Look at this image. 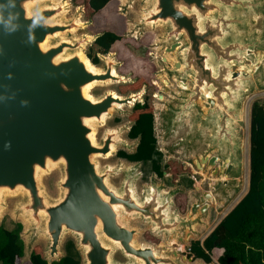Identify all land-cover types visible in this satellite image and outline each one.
Listing matches in <instances>:
<instances>
[{
  "label": "water",
  "instance_id": "95a60500",
  "mask_svg": "<svg viewBox=\"0 0 264 264\" xmlns=\"http://www.w3.org/2000/svg\"><path fill=\"white\" fill-rule=\"evenodd\" d=\"M120 1L122 15L142 5L134 35L162 30L157 79L170 99L155 94L164 109L154 116L163 138L174 140L168 154L194 157L187 163L199 179L192 201L182 215L175 203L182 188L170 190L153 176L139 191L142 162L101 169L96 161L116 155L117 147L136 153L139 139L120 138L133 121L107 131L100 143L96 134L113 114L131 117L144 105L147 86L127 95L91 94L138 79L119 73L115 53L99 55L98 66L90 61L85 51L102 34L81 33L93 25L82 20L85 9L69 17L68 0H0V218L7 197L21 196L16 214L29 224V259L44 239L48 264L60 262L70 234L85 264H194L183 255L185 245L201 236L213 207L236 202L235 208L248 193L243 130L250 97L264 91V0ZM55 169L60 193L51 198L43 177ZM115 176H122L119 188L111 184ZM205 184L209 190L201 192ZM134 220L161 242H140Z\"/></svg>",
  "mask_w": 264,
  "mask_h": 264
},
{
  "label": "trees",
  "instance_id": "16d2710c",
  "mask_svg": "<svg viewBox=\"0 0 264 264\" xmlns=\"http://www.w3.org/2000/svg\"><path fill=\"white\" fill-rule=\"evenodd\" d=\"M84 4L88 19L93 25L88 28L92 35L102 37L89 48L87 57L94 65H100L99 55L117 53L123 66L120 72L133 74L138 81L133 85L120 86L122 95L140 91L147 86L145 104H138L132 111L130 120L135 122L128 136L140 140L135 154L119 151L118 157L131 163L152 162V171L159 178L165 173L174 179L185 173L177 163L162 167L155 157L158 154V139L155 132L154 95L158 92L155 80V65L149 58H136L129 45L136 49L143 46L135 40H127L128 21L120 13V0H77ZM182 202H179V205ZM184 209V206H182ZM24 226L14 229L0 226V264H48L42 247L33 249L30 259L24 262L26 245L22 238ZM147 239H155L147 234ZM219 251L218 264H264V105L254 103L250 112V178L249 190L239 204L215 227L203 242L191 244L190 253L206 264L213 263L212 255ZM53 264H82V257L71 253Z\"/></svg>",
  "mask_w": 264,
  "mask_h": 264
},
{
  "label": "rangeland",
  "instance_id": "374dc122",
  "mask_svg": "<svg viewBox=\"0 0 264 264\" xmlns=\"http://www.w3.org/2000/svg\"><path fill=\"white\" fill-rule=\"evenodd\" d=\"M58 1H60V0H58ZM68 1H69L70 6H71V11H70L69 17H72L75 14V12L77 10H79L80 8L85 9V5L77 3V0H68ZM141 7H142V5L140 3H137V5L135 6L134 9L129 10L127 13H125L126 15H123L127 18V21H128V31L126 34V39L127 40H135L136 42L141 43V45L143 46L140 49H136L133 46L129 45L133 55L136 58H146L147 57L155 65L156 72H155L154 84L157 86L158 91L161 92L163 85L157 79V76H158L159 72L161 71V67L159 66L161 53L157 49V42H158V37L162 34V30L161 29L156 30V29L149 28L144 32V34H142L140 36H136L133 34L132 23L136 22L140 19ZM82 20L83 21L89 20L87 18V15H86V10H85V14H83V16H82ZM81 33L90 34V32L88 31L87 28ZM88 51H89V48H87V50L85 51L86 55H87ZM115 54H116L117 61L120 62L123 66L124 65L123 61H121L119 59L117 53H115ZM121 68H119V70H118L119 73H121L120 72ZM119 88H120L119 85H115V86L107 87V88L96 87L91 91V94L94 97H100L107 90H114L117 93H120ZM161 94H163L166 99H170L168 94H165L163 92H161ZM257 102L260 103L261 105H264V91H259V92L255 93L249 99L248 123H247V126L243 130V135L247 139L248 154H250V112H251L252 105L254 103H257ZM163 109H164V103L158 101L154 95V114L156 115L157 113H159ZM130 112L128 111V113L126 112L125 114L115 113V114H113V116L110 119H108L106 121V123L103 126H99L97 128V134H96L97 142L100 143L102 141V139L105 136V133L107 131L118 130V129H121L125 126H132L131 125L132 121L130 120ZM160 127H161L160 126V119L158 120V116H157V120H155V132H156V137L158 139V154L156 155L155 160L162 167H164L165 165H167L170 162L177 163L184 168L185 173L180 175L178 177V179H176V180L174 179L172 174H169V173H166V175H164V178H159L152 171V162L143 163V165L140 169V173L142 176L138 182V189H139V191H141L144 188V186L149 185L151 182V178L153 176H156L157 181L159 183H164L166 185V187L170 190H176V189L180 188L181 186L182 187L185 186V188L183 189L184 192L180 193L179 195L176 196L175 203H176V208H178L180 210V213L182 215H186V213L188 211V207L190 206V203L192 201V195H193L192 191L195 190L194 186L197 184V180L199 181L198 178H195L192 175L191 169H187V163L191 164L194 157L193 156L184 157L182 151H178V152H175V153L169 155L168 154V148L172 146V143L174 142V140H171L169 142L166 141L162 136V132L160 130ZM184 135H185V132L181 131L179 138H181ZM120 138L128 141L130 144H133V141L128 138V132L122 133ZM116 150L117 151H121V150L123 151L124 149H121V147H117ZM124 151H126V150H124ZM127 153H128V151H127ZM96 161L99 163L101 169H104L106 166L116 165L118 162H120V159L118 158V156L116 154L114 156H111L110 158H97ZM125 163L131 164L129 162H125ZM249 174H250V168H249V162H248V175ZM189 177H192V179H189ZM60 178H61V174H60L59 170H57V169L53 170L50 174L43 177V185H44L45 191L47 192V194L51 198H58V196H59L60 190L58 187V183L60 181ZM121 183H122V176H115V177L111 178V184L114 187L119 188L121 186ZM199 188H200L201 192H206L209 190L207 184L202 185ZM247 190H248V185H247ZM21 201H22L21 196L7 197L6 206L3 209V212H2V215L0 218V226L3 225L7 229L11 230V229H14L16 224H18V223L23 224L24 231L22 234V238H23L25 245H26V256L24 258V262H27L29 260V255L27 253L28 241H29V234L27 231L29 230V224L22 217L17 216V214H16V208ZM179 202H182V206H184V209H182L183 207L181 206V204L179 205ZM235 203L231 204V206H229L227 208L217 207V206L213 207L212 212H211V216L208 220V226L201 228V236L200 237L192 239L189 244L185 245V249H184L185 253L183 255H188L187 252H188V250L191 247V244L193 242L204 241V239L212 233V231L215 229V227L227 216V214H229L230 211L234 209ZM131 224L136 226V227H139L141 229V235L139 236L140 242L156 244V245L161 242V239L156 238L151 233L150 229L145 224H143L141 221L134 220L131 222ZM147 234L152 236L155 239V242L147 239ZM37 246L42 247L44 255H46L47 241L44 239H39L34 244L33 249ZM62 251L64 253L63 256H66L67 253H71L72 255H75L77 258L82 257V264H85L83 256H82V251L80 249H78L77 239L74 236H72L70 234L66 235V237L62 243ZM219 255H220L219 251H216L213 253V255H212L213 263H211V264H218V256ZM116 259H117V261H119L121 263H124L126 261L120 254L116 255ZM196 263H197V261L194 264H196Z\"/></svg>",
  "mask_w": 264,
  "mask_h": 264
},
{
  "label": "flooded vegetation",
  "instance_id": "af4514ba",
  "mask_svg": "<svg viewBox=\"0 0 264 264\" xmlns=\"http://www.w3.org/2000/svg\"><path fill=\"white\" fill-rule=\"evenodd\" d=\"M129 134V133H128ZM128 138H129V136H128ZM130 139V138H129ZM131 140V139H130ZM122 151V150H121ZM119 152V151H118ZM130 154V153H129ZM117 156H118V153H117ZM119 158V157H118ZM120 160H123L124 162H129L128 160H126V159H122V158H119ZM129 163H131V162H129Z\"/></svg>",
  "mask_w": 264,
  "mask_h": 264
},
{
  "label": "crops",
  "instance_id": "0c3cea01",
  "mask_svg": "<svg viewBox=\"0 0 264 264\" xmlns=\"http://www.w3.org/2000/svg\"><path fill=\"white\" fill-rule=\"evenodd\" d=\"M133 141V140H132ZM134 142V141H133ZM193 175V174H192ZM184 176V175H183ZM196 178V177H195ZM189 179H192V177H189ZM180 181V180H179ZM180 188H182V189H184L185 188V186H181ZM212 212V211H211ZM201 242H203V241H201ZM197 260V259H196ZM198 262L200 261V260H197Z\"/></svg>",
  "mask_w": 264,
  "mask_h": 264
},
{
  "label": "bare ground",
  "instance_id": "6f19581e",
  "mask_svg": "<svg viewBox=\"0 0 264 264\" xmlns=\"http://www.w3.org/2000/svg\"><path fill=\"white\" fill-rule=\"evenodd\" d=\"M83 55H84V54H83ZM83 55H82V57L84 58L86 64H87V65L90 64V62H88V60L86 59V57H84ZM109 158H110V157H109Z\"/></svg>",
  "mask_w": 264,
  "mask_h": 264
},
{
  "label": "built area",
  "instance_id": "2783aa9c",
  "mask_svg": "<svg viewBox=\"0 0 264 264\" xmlns=\"http://www.w3.org/2000/svg\"><path fill=\"white\" fill-rule=\"evenodd\" d=\"M187 254H188V256H191V253H190V248H189V250H188ZM191 257H194V256H191Z\"/></svg>",
  "mask_w": 264,
  "mask_h": 264
},
{
  "label": "clouds",
  "instance_id": "9594fccd",
  "mask_svg": "<svg viewBox=\"0 0 264 264\" xmlns=\"http://www.w3.org/2000/svg\"><path fill=\"white\" fill-rule=\"evenodd\" d=\"M192 11L194 12L195 11V8H193Z\"/></svg>",
  "mask_w": 264,
  "mask_h": 264
}]
</instances>
